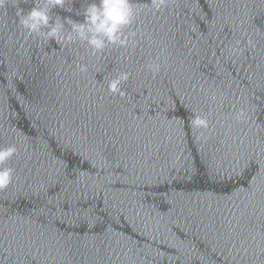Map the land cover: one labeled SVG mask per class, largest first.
<instances>
[{
	"label": "water",
	"instance_id": "1",
	"mask_svg": "<svg viewBox=\"0 0 264 264\" xmlns=\"http://www.w3.org/2000/svg\"><path fill=\"white\" fill-rule=\"evenodd\" d=\"M35 2L0 7V264H264V0H131L97 53L29 35Z\"/></svg>",
	"mask_w": 264,
	"mask_h": 264
},
{
	"label": "clouds",
	"instance_id": "2",
	"mask_svg": "<svg viewBox=\"0 0 264 264\" xmlns=\"http://www.w3.org/2000/svg\"><path fill=\"white\" fill-rule=\"evenodd\" d=\"M67 0H36L34 6L28 11L18 8L17 17L20 26L29 35L43 36L56 43L68 45L76 41L85 43L93 53L102 52L109 44H118L121 47L128 45V39L123 30L128 27L137 15L133 9L131 0H90L78 15L82 20H75L70 16L61 18L56 15L54 19L50 14L54 8L70 12L65 7ZM165 0H152L153 7L159 9ZM5 0H0L3 7ZM67 25V27H66ZM250 46H254L251 39ZM233 51H236L235 49ZM81 72L87 70L86 65H78ZM128 73H121L108 84V89L114 94L124 95L121 89L122 82L128 79ZM243 112H238L237 119L243 118ZM193 128L207 129L209 121L206 117L194 115L190 120ZM16 154L14 145L0 147V165L11 159ZM11 168L0 167V190L7 188L12 182Z\"/></svg>",
	"mask_w": 264,
	"mask_h": 264
}]
</instances>
